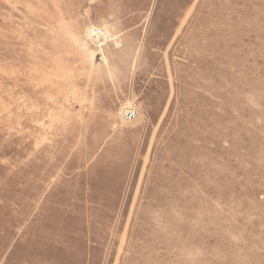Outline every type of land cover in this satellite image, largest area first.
I'll return each instance as SVG.
<instances>
[{
  "label": "rangeland",
  "instance_id": "1",
  "mask_svg": "<svg viewBox=\"0 0 264 264\" xmlns=\"http://www.w3.org/2000/svg\"><path fill=\"white\" fill-rule=\"evenodd\" d=\"M0 264H264V0H0Z\"/></svg>",
  "mask_w": 264,
  "mask_h": 264
},
{
  "label": "built area",
  "instance_id": "2",
  "mask_svg": "<svg viewBox=\"0 0 264 264\" xmlns=\"http://www.w3.org/2000/svg\"><path fill=\"white\" fill-rule=\"evenodd\" d=\"M89 33L90 35H92L95 39H98L100 37H102V31L97 29V28H91L89 29ZM136 116L135 110L132 108H125L122 112V118L123 120H125L126 122H131L134 120Z\"/></svg>",
  "mask_w": 264,
  "mask_h": 264
}]
</instances>
